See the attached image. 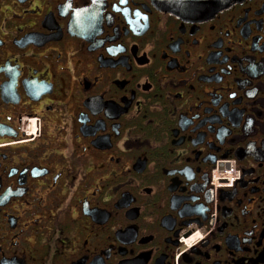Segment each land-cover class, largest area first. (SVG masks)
<instances>
[{"label":"flooded vegetation","instance_id":"1","mask_svg":"<svg viewBox=\"0 0 264 264\" xmlns=\"http://www.w3.org/2000/svg\"><path fill=\"white\" fill-rule=\"evenodd\" d=\"M0 264H264V0H0Z\"/></svg>","mask_w":264,"mask_h":264},{"label":"water","instance_id":"2","mask_svg":"<svg viewBox=\"0 0 264 264\" xmlns=\"http://www.w3.org/2000/svg\"><path fill=\"white\" fill-rule=\"evenodd\" d=\"M165 12L175 16L200 17L213 14L240 0H155ZM203 8V9H202Z\"/></svg>","mask_w":264,"mask_h":264},{"label":"built area","instance_id":"3","mask_svg":"<svg viewBox=\"0 0 264 264\" xmlns=\"http://www.w3.org/2000/svg\"><path fill=\"white\" fill-rule=\"evenodd\" d=\"M238 171L235 168V166L232 164L230 165L229 170L222 172H215L213 175V179L216 182L217 185L223 186L226 188H231L233 186V183L238 179ZM222 179H225L227 183L225 185H220Z\"/></svg>","mask_w":264,"mask_h":264}]
</instances>
